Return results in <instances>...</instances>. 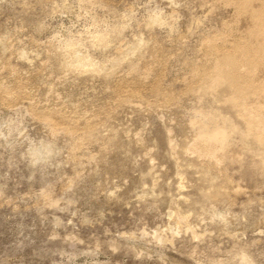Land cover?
Listing matches in <instances>:
<instances>
[{
  "label": "rangeland",
  "instance_id": "rangeland-1",
  "mask_svg": "<svg viewBox=\"0 0 264 264\" xmlns=\"http://www.w3.org/2000/svg\"><path fill=\"white\" fill-rule=\"evenodd\" d=\"M0 264H264V0H0Z\"/></svg>",
  "mask_w": 264,
  "mask_h": 264
}]
</instances>
